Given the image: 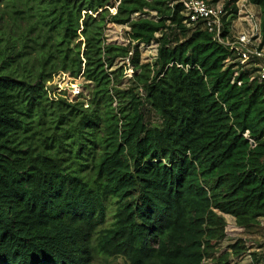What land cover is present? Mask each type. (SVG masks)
Wrapping results in <instances>:
<instances>
[{
    "label": "trees",
    "instance_id": "obj_1",
    "mask_svg": "<svg viewBox=\"0 0 264 264\" xmlns=\"http://www.w3.org/2000/svg\"><path fill=\"white\" fill-rule=\"evenodd\" d=\"M220 1L236 15L241 0ZM246 1L264 43V0ZM117 2L0 0V264H230L213 257L222 216L264 219L263 86L234 78L233 53L180 4ZM108 24L127 45L106 43ZM58 74L92 85L87 102L55 95Z\"/></svg>",
    "mask_w": 264,
    "mask_h": 264
},
{
    "label": "built area",
    "instance_id": "obj_2",
    "mask_svg": "<svg viewBox=\"0 0 264 264\" xmlns=\"http://www.w3.org/2000/svg\"><path fill=\"white\" fill-rule=\"evenodd\" d=\"M173 4L182 6L184 24L190 31L207 32L218 45L228 48L233 53V60L229 64L233 65L234 78L241 74H250L256 79V83L264 88L261 15L260 11L257 14L249 8L255 6L241 0L236 3V15L223 20L226 12L223 11L222 5L218 7L207 0H172ZM244 136L247 137V134Z\"/></svg>",
    "mask_w": 264,
    "mask_h": 264
},
{
    "label": "rangeland",
    "instance_id": "obj_3",
    "mask_svg": "<svg viewBox=\"0 0 264 264\" xmlns=\"http://www.w3.org/2000/svg\"><path fill=\"white\" fill-rule=\"evenodd\" d=\"M115 6L118 4L116 0H112ZM209 1V0H208ZM220 7L222 1L215 3ZM255 13L259 14V10L255 7H249ZM111 10L110 12L112 13ZM154 14L150 13L148 18H154ZM134 18V17H133ZM137 18V16H136ZM129 29L125 26H118L108 24L105 31V38L107 44H114L118 46H125L128 43L126 33ZM158 37V35H156ZM140 63L152 64L156 57L157 45L152 43L149 46H140ZM126 64V65H125ZM125 65V71L123 76V85L125 86L126 80L133 76V68L128 63V59L117 62L116 67ZM88 85L83 79H73L66 74L56 75L52 82L47 84V87H51L55 95L66 98L70 102H78L83 100L87 102L89 89L92 85ZM63 94V96L61 95ZM146 120L150 124H157L159 120L152 112L146 113ZM222 216V215H221ZM225 220L224 239L217 245L214 258L219 257L220 254L226 253L230 264H264V219H260L258 225L250 228L249 230L240 229L236 226L234 219L230 216H222ZM241 242L245 251L240 256L236 257L229 250V247L237 242ZM210 260L207 261L209 263ZM92 264H127V262L121 257H109L105 254H97L92 260Z\"/></svg>",
    "mask_w": 264,
    "mask_h": 264
}]
</instances>
